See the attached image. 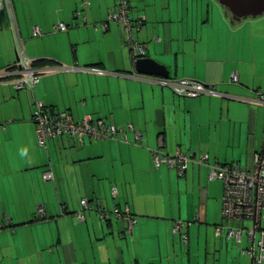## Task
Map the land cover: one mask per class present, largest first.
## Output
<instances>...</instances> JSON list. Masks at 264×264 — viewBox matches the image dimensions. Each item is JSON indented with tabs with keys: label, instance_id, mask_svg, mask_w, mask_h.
Wrapping results in <instances>:
<instances>
[{
	"label": "crops",
	"instance_id": "1",
	"mask_svg": "<svg viewBox=\"0 0 264 264\" xmlns=\"http://www.w3.org/2000/svg\"><path fill=\"white\" fill-rule=\"evenodd\" d=\"M128 1L131 18H145L135 39L166 78H193L218 94L177 96L138 73L123 30L107 19L114 0H0V72L17 61L12 20L32 67L48 69L24 90L9 82L14 74L0 77V264H250L246 235L217 234L223 182L196 162L183 176L154 169L150 149L162 137L169 154L240 167L264 151V17L235 21L216 0ZM36 103L75 120L130 123L140 139L62 135L42 147L30 118ZM125 207L130 229L112 213Z\"/></svg>",
	"mask_w": 264,
	"mask_h": 264
},
{
	"label": "built area",
	"instance_id": "2",
	"mask_svg": "<svg viewBox=\"0 0 264 264\" xmlns=\"http://www.w3.org/2000/svg\"><path fill=\"white\" fill-rule=\"evenodd\" d=\"M1 7V2H0ZM115 9L109 13L108 21L117 22L124 33V45L128 49L132 62H135L147 55L146 44L135 39V34L140 31V27L145 21L142 16L133 19L130 16V6L128 0H114ZM78 14V13H77ZM13 16V15H12ZM14 28L15 47H17V61L11 70L0 72V77H5L14 74L10 83L17 90L33 88L37 83L38 78L45 74L48 69L33 68L32 61L28 58L22 47L21 39L16 29V23L11 21ZM106 23L101 28L104 30ZM65 30L64 24H59L56 28ZM32 33L35 36L42 35L39 28H33ZM91 70H98L94 67ZM148 81L157 83L162 87L170 88L177 96L191 97L203 95H217L215 86L204 82H199L193 78H178L170 79L163 77H146ZM238 75L232 73L231 82L236 83ZM264 104V93L259 94L258 101ZM36 108L31 114V120L36 132L38 144L46 147L48 140L51 138L61 137L62 135L69 136L77 142L83 143V138L86 136L90 139H115L118 141L128 142L127 134H134L135 139H140L139 132L134 128V125L127 123L121 126L107 123L104 119L91 120L85 117L81 120H75L69 112L60 110L58 112H47L43 105L36 103ZM159 145L150 149V160L154 169L161 166L173 167L179 176H183L185 169L190 163H198L207 167L209 180H221L223 182V196L221 198V221L218 224L217 234H221L226 230L228 238L240 240L244 234L250 244L243 251L245 254L252 257L251 264H264V151L256 153L253 156V161L249 167H240L236 163H220L209 161L207 154H199L194 157L186 151L177 149L174 153H168L163 150L162 137L159 140ZM44 180H51L52 171L46 170L43 172ZM82 208H91V205L86 200H82ZM96 211L100 218L108 216L107 211L101 206L95 205ZM112 213L127 221L129 229L136 223L135 216L132 215L130 209L113 208ZM76 219H83V215L78 212L75 215ZM235 220L237 223L229 225L228 222ZM249 222V223H247ZM246 223V224H245ZM181 223H176L172 231L181 232ZM258 234V236H257ZM181 241H187V234L182 233Z\"/></svg>",
	"mask_w": 264,
	"mask_h": 264
},
{
	"label": "water",
	"instance_id": "3",
	"mask_svg": "<svg viewBox=\"0 0 264 264\" xmlns=\"http://www.w3.org/2000/svg\"><path fill=\"white\" fill-rule=\"evenodd\" d=\"M221 6H224L233 19L236 21L248 17H258L264 14V0H216ZM135 68L138 73H144L151 76L168 77L167 68L147 56L138 59L135 62ZM252 257H250V264Z\"/></svg>",
	"mask_w": 264,
	"mask_h": 264
},
{
	"label": "rangeland",
	"instance_id": "4",
	"mask_svg": "<svg viewBox=\"0 0 264 264\" xmlns=\"http://www.w3.org/2000/svg\"><path fill=\"white\" fill-rule=\"evenodd\" d=\"M220 5V4H219ZM222 8H224V10H226V12H227V14H229L230 16H231V18H232V15L230 14V12L228 11V9H226L224 6H221ZM259 17H264V14L262 15H260ZM259 17H257V18H259ZM253 18V17H252ZM254 18H256V17H254ZM237 21V20H236ZM235 22V21H234ZM247 223H249V222H247Z\"/></svg>",
	"mask_w": 264,
	"mask_h": 264
}]
</instances>
